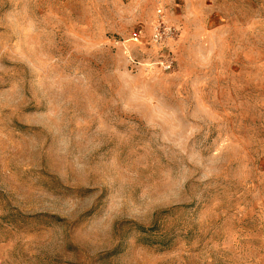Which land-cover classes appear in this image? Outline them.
Instances as JSON below:
<instances>
[{
    "label": "rangeland",
    "instance_id": "obj_1",
    "mask_svg": "<svg viewBox=\"0 0 264 264\" xmlns=\"http://www.w3.org/2000/svg\"><path fill=\"white\" fill-rule=\"evenodd\" d=\"M0 264H264V0H0Z\"/></svg>",
    "mask_w": 264,
    "mask_h": 264
},
{
    "label": "built area",
    "instance_id": "obj_2",
    "mask_svg": "<svg viewBox=\"0 0 264 264\" xmlns=\"http://www.w3.org/2000/svg\"><path fill=\"white\" fill-rule=\"evenodd\" d=\"M157 14L161 16V9H157ZM161 18V17H160ZM160 22L157 24V27L155 28L153 34H152V39L151 42L157 46H161L163 43V40L169 36V34L173 35V29L171 27H167L165 24H162L163 21L159 19ZM132 40L135 42L138 41V37L133 36ZM164 67L166 70H169L172 67V62L169 60H166L163 63Z\"/></svg>",
    "mask_w": 264,
    "mask_h": 264
}]
</instances>
